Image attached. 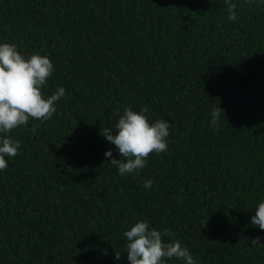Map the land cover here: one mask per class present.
<instances>
[{"label":"trees","instance_id":"16d2710c","mask_svg":"<svg viewBox=\"0 0 264 264\" xmlns=\"http://www.w3.org/2000/svg\"><path fill=\"white\" fill-rule=\"evenodd\" d=\"M0 41L47 54L44 93L66 90L50 118L9 133L0 264H129L123 232L144 219L196 264H264L248 244L264 236L250 224L264 198V3L0 0ZM125 107L170 126L166 151L120 175L102 131Z\"/></svg>","mask_w":264,"mask_h":264},{"label":"clouds","instance_id":"9594fccd","mask_svg":"<svg viewBox=\"0 0 264 264\" xmlns=\"http://www.w3.org/2000/svg\"><path fill=\"white\" fill-rule=\"evenodd\" d=\"M264 3V0H258ZM236 4L228 5V19H236ZM54 71L52 60L39 52L25 56L18 51L14 42L0 41V170L7 167L6 157L15 156L20 149V141L9 133L14 128L27 125L29 117L46 120L56 110V101L65 95V87L57 86L51 94L43 89ZM219 109L210 111L211 125L219 123ZM119 111V110H118ZM170 122L167 119H150L147 108L133 110L125 107L112 128L102 131L103 137L115 146L119 158H112V150L106 149L105 157L114 165L120 175L133 173L143 168L150 152L167 150ZM123 157L124 159H120ZM151 180L144 181L145 189ZM250 224L264 230V198L260 199L251 215ZM171 235L149 226V222L137 220L123 232L126 238V255L129 264H167L173 257L183 264H196L186 246L178 240H165ZM250 247H264V236L257 235L248 241ZM121 254L115 253V259Z\"/></svg>","mask_w":264,"mask_h":264}]
</instances>
